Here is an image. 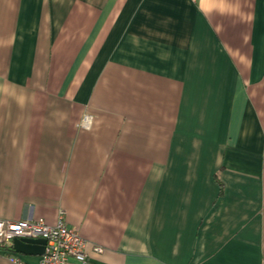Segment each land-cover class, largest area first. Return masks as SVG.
Masks as SVG:
<instances>
[{
	"label": "crops",
	"instance_id": "1",
	"mask_svg": "<svg viewBox=\"0 0 264 264\" xmlns=\"http://www.w3.org/2000/svg\"><path fill=\"white\" fill-rule=\"evenodd\" d=\"M62 212L86 264H262L264 0H0V219Z\"/></svg>",
	"mask_w": 264,
	"mask_h": 264
},
{
	"label": "built area",
	"instance_id": "2",
	"mask_svg": "<svg viewBox=\"0 0 264 264\" xmlns=\"http://www.w3.org/2000/svg\"><path fill=\"white\" fill-rule=\"evenodd\" d=\"M90 115L83 117V124H88ZM15 238H44L46 249L39 264H86V240L80 231L67 224L62 213L54 223L44 220L23 219L12 221L0 219V245L13 244ZM100 246L96 250H101ZM264 264V258L262 261Z\"/></svg>",
	"mask_w": 264,
	"mask_h": 264
},
{
	"label": "water",
	"instance_id": "3",
	"mask_svg": "<svg viewBox=\"0 0 264 264\" xmlns=\"http://www.w3.org/2000/svg\"><path fill=\"white\" fill-rule=\"evenodd\" d=\"M47 240L44 238H15L13 248L16 252L30 255H43Z\"/></svg>",
	"mask_w": 264,
	"mask_h": 264
},
{
	"label": "trees",
	"instance_id": "4",
	"mask_svg": "<svg viewBox=\"0 0 264 264\" xmlns=\"http://www.w3.org/2000/svg\"><path fill=\"white\" fill-rule=\"evenodd\" d=\"M219 184H220V187H221V193H223V183L221 181H219ZM0 249H5V250H9V251H15L13 246L11 245H8V246H3V245H0Z\"/></svg>",
	"mask_w": 264,
	"mask_h": 264
}]
</instances>
